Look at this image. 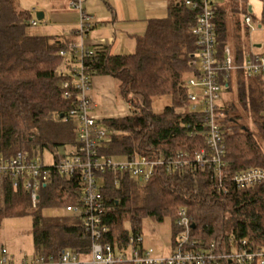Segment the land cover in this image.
<instances>
[{"label":"trees","instance_id":"16d2710c","mask_svg":"<svg viewBox=\"0 0 264 264\" xmlns=\"http://www.w3.org/2000/svg\"><path fill=\"white\" fill-rule=\"evenodd\" d=\"M241 3L237 2V7H244L249 15ZM198 15L199 9L187 6L186 0H168L166 17L149 22L146 33L136 38L134 53L117 55L107 46L92 49L93 56L86 63L93 78L110 76L117 80L121 97L133 108L125 117L103 120L109 134L100 150L101 156L125 160L139 155L195 154L205 148L203 116L191 110L187 86L189 78L199 75L196 62L200 48L193 34ZM32 21L30 11L23 10L19 0H0V156L23 151L34 157L36 132L51 123H61L53 134L56 140L71 146L76 142L74 124L63 119L75 101L65 97L64 83L72 79L71 65L69 58L60 55L69 41L32 33ZM214 25L217 50L221 53L226 46L227 31L223 16H217L216 11ZM260 80L249 78L250 85L242 88L241 96L264 137V90L260 88ZM157 98L169 101L158 114L151 111ZM225 109L221 106V111ZM237 119L225 116L221 121L227 162L224 178L228 181L241 170L264 167L259 141L246 127L239 128ZM192 133L196 135L191 136ZM212 175L207 169L186 168L176 173L161 172L144 184L128 174L106 173L101 192L109 233L104 241L112 245L125 243L131 231L142 233L146 221L163 223L169 218L174 243L176 212L185 207L196 226L193 237L204 246L215 242L220 250H225L229 237L234 236L236 242L248 238L258 249H264V190L230 188L228 194H218ZM79 199L76 177L53 178L41 190L35 209L28 192L6 182L0 187V225L7 218L30 216L34 256L64 250L86 256L90 253L91 236L81 219L66 210ZM50 209L64 210L67 214L43 215L44 210Z\"/></svg>","mask_w":264,"mask_h":264},{"label":"built area","instance_id":"2783aa9c","mask_svg":"<svg viewBox=\"0 0 264 264\" xmlns=\"http://www.w3.org/2000/svg\"><path fill=\"white\" fill-rule=\"evenodd\" d=\"M186 5L194 10L199 9L193 26V34L200 48L196 62L199 75L189 78L187 86L190 89L188 100L191 110L203 116L205 148L195 154L139 155L125 160L101 156L100 150L109 131L95 113L97 106L91 95L93 76L86 63L93 56V50L85 39L93 30L95 20L84 10L83 0H72L70 6L79 13V24L75 31L78 41L67 42L60 55L70 59L72 79L64 83V89L65 97L75 101L63 119L75 126V145L65 154L53 155L50 164L42 156L32 157L23 151L12 156H0V187L9 182L15 189L25 190L30 194L33 206L37 207L41 190L51 184L53 178H78L79 202L66 210L81 219L85 231L91 236L90 253L81 256L74 251L64 250L52 255L17 259L8 249L2 248L0 264H221L224 261L264 264V249H258L256 243L248 238L236 242L234 236H230L225 250H220L215 242L204 246L203 242L193 237V219L185 207L176 212V241L169 257H156L154 250L146 246L142 233H130L122 244L112 245L104 241L109 228L104 221L105 201L101 188L105 182L104 175L108 172L128 174L148 184L161 172L176 173L186 168H201L213 174L218 194H228L230 188L264 190V167L241 170L229 181L224 178L227 162L225 131L221 124L226 116L221 111L223 92L237 75L264 79V53L242 59L229 46L219 53L213 0H186ZM244 22L250 28L252 17L245 15ZM32 25H38V21L33 20ZM194 135L192 133L191 136Z\"/></svg>","mask_w":264,"mask_h":264},{"label":"rangeland","instance_id":"374dc122","mask_svg":"<svg viewBox=\"0 0 264 264\" xmlns=\"http://www.w3.org/2000/svg\"><path fill=\"white\" fill-rule=\"evenodd\" d=\"M19 1L20 7L23 10L30 11L33 20H37V13H45V19L40 22L38 21V25L32 27V33L41 34L44 33V31H54L53 33H55L58 30H63V27L71 26L76 23V18H74L76 11L71 6L68 8L69 0H64L65 5L62 4V6L57 4L54 0ZM249 5L252 7V13L250 15H253L257 21H260L262 19L264 4L260 0H250ZM256 28V24L253 21L249 29L251 32V38L259 40L263 34H261V31ZM63 70L66 71L67 68L65 69L64 67ZM100 79L103 80V84L101 83V85L98 86L96 81H101ZM261 79L260 88L264 90V79ZM249 85V78H244L238 75L235 76L230 84V88L223 92L221 106L226 108V111H224L227 119L234 120L238 118V127L241 129L242 127H246L249 130V133L257 138L264 152L263 131L257 125L252 113L249 111L248 106L241 96L242 88L248 87ZM92 92L100 93L102 99L101 110L105 114L108 113L120 116L133 112V108H131V106L120 95L118 81L112 77H94ZM168 104L169 101L166 98L154 99L151 105V111L156 114L161 113ZM57 124L61 123H51L42 131L36 132L38 143L34 147L35 155L42 156L47 164L52 162L53 155H61L67 153L71 149V145L64 144L61 141L59 142V140L54 138L53 134L60 129ZM232 131L233 129H230L229 133L233 134ZM40 140L43 141V144H40ZM35 208L36 207L32 204V209ZM60 214L66 215L67 213L64 210L56 209L43 211V215L45 216ZM127 229H129V227H127ZM131 233L133 232L131 231ZM142 235L145 239L146 246L154 250V255L156 257L165 258L171 255L170 250H172L173 226L169 218H166L163 223H156L152 220L146 221L143 225ZM3 247L8 249L10 254L15 258H22L24 256L31 257L33 255L34 241L32 217L25 216L3 220L0 225V250Z\"/></svg>","mask_w":264,"mask_h":264},{"label":"crops","instance_id":"0c3cea01","mask_svg":"<svg viewBox=\"0 0 264 264\" xmlns=\"http://www.w3.org/2000/svg\"><path fill=\"white\" fill-rule=\"evenodd\" d=\"M54 1L60 6L62 4L65 5L64 0ZM71 1L69 0L68 2V8H70ZM241 1L213 0V5L216 15H222L226 24V46H229L232 52L240 58L246 59L255 53H264V10L262 19L257 21L253 15H250L252 13V7L249 5L250 0H245V3H241ZM260 1L264 4V0ZM237 2L245 5L247 12L256 24V29L260 30V33L263 34L259 40L251 38V32L244 22V17L247 15L245 8L237 7ZM83 8L95 20L92 32L86 37L87 45L93 50L96 47L107 46L114 54L127 55L135 52L136 38L146 33L151 20L166 17L168 0H83ZM74 18H76V23L63 27V30H58L55 33H53L54 31H44L42 34L60 37L69 42L78 41V37L75 34L79 24V13L77 11ZM102 81H96V84L99 86ZM91 95L97 106L95 113L102 121L111 118H121L127 115L115 116L108 113L105 114L101 110L102 99L100 93L92 92ZM173 248L174 243H172L171 253L173 252ZM34 254L35 249L32 256Z\"/></svg>","mask_w":264,"mask_h":264},{"label":"water","instance_id":"95a60500","mask_svg":"<svg viewBox=\"0 0 264 264\" xmlns=\"http://www.w3.org/2000/svg\"><path fill=\"white\" fill-rule=\"evenodd\" d=\"M43 20H44V12L37 13V21L40 22V21H43ZM243 129H245V128H243ZM195 227H196L195 224H193L192 228L195 229Z\"/></svg>","mask_w":264,"mask_h":264}]
</instances>
